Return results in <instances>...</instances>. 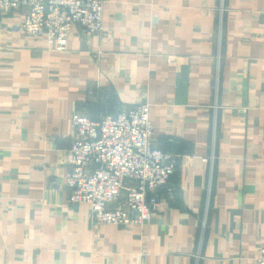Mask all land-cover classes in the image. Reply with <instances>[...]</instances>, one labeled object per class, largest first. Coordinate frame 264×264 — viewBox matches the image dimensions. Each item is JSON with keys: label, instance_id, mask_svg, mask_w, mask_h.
I'll use <instances>...</instances> for the list:
<instances>
[{"label": "crops", "instance_id": "1", "mask_svg": "<svg viewBox=\"0 0 264 264\" xmlns=\"http://www.w3.org/2000/svg\"><path fill=\"white\" fill-rule=\"evenodd\" d=\"M15 19L0 22V264L264 257V0H107L100 33L75 25L63 52ZM138 104L175 171L148 225L97 224L67 201L71 116Z\"/></svg>", "mask_w": 264, "mask_h": 264}, {"label": "built area", "instance_id": "2", "mask_svg": "<svg viewBox=\"0 0 264 264\" xmlns=\"http://www.w3.org/2000/svg\"><path fill=\"white\" fill-rule=\"evenodd\" d=\"M107 0H0V22L10 14L14 33L42 38L47 50L63 52L75 25L98 35ZM75 137L69 146L63 184L69 204L85 203L101 225L151 222L159 207V190L173 175L177 157L153 144L148 105L130 106L116 115L92 119L74 112ZM213 154L202 162H213ZM51 190H60L52 178ZM264 264V257L256 259Z\"/></svg>", "mask_w": 264, "mask_h": 264}]
</instances>
